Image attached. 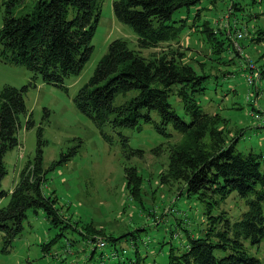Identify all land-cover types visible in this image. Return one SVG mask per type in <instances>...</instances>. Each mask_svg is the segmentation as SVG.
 Instances as JSON below:
<instances>
[{"label": "trees", "instance_id": "16d2710c", "mask_svg": "<svg viewBox=\"0 0 264 264\" xmlns=\"http://www.w3.org/2000/svg\"><path fill=\"white\" fill-rule=\"evenodd\" d=\"M23 1L4 2L0 57L26 65L49 83L61 84L66 77L79 74L94 52L92 39L100 21L102 1L36 0L28 12L16 15L15 7ZM202 1L115 0L116 18L137 34L135 46L127 39H114L93 75L79 89L76 102L102 129L109 125L115 130H139L142 120L154 124L170 142L168 165L159 174L162 183H180L201 200L202 195L209 193V197L225 198L237 192L245 198L248 209L240 219L232 221L224 217L225 230L215 234V239L209 238V231L204 230L189 237V247L184 251L171 249L167 264H264V258L249 254L247 244L256 246L264 239V156L253 147L239 149V135L229 137L221 125L224 119L220 112L204 110L199 96L205 92L212 73L200 71L189 62L186 58L190 47L180 45L186 30L197 31L202 27L206 42L213 48V60L227 64L226 53L245 58L244 41L248 33L241 42L244 53H240L233 48V27L230 31L216 28L212 20L202 19L201 11L205 8ZM232 5L234 15L243 8L236 0ZM238 22L242 24L241 20ZM253 36L255 41H261L264 30ZM146 49L156 52L146 55L143 53ZM31 84L22 87L5 84L0 89V232L7 244H12L23 230L30 209L35 212L43 209L54 226H72L59 217L57 198L44 192L46 170L41 139L37 155L23 166L15 187L10 192L2 188L8 172L5 155L19 145L21 117L29 112L25 96ZM128 93L132 95L116 104L119 94ZM174 96L180 99L179 106ZM251 105L256 109L254 102ZM258 105L264 108L261 100ZM33 124L29 116L27 127ZM174 131L188 135L190 142L173 143ZM105 138L111 141L109 135L105 134ZM124 140L128 146V137L124 136ZM127 178L129 184L142 179L135 167L127 169ZM7 194H10L8 203L1 205ZM93 233L103 235L100 229ZM55 241L57 238L44 243L43 250L48 252ZM95 250L96 246L92 254ZM67 252L69 249L62 255ZM118 254L112 253L114 257Z\"/></svg>", "mask_w": 264, "mask_h": 264}, {"label": "rangeland", "instance_id": "374dc122", "mask_svg": "<svg viewBox=\"0 0 264 264\" xmlns=\"http://www.w3.org/2000/svg\"><path fill=\"white\" fill-rule=\"evenodd\" d=\"M5 1L8 0H0V29ZM101 1V17L92 39L94 52L83 70L66 77L63 83H49L26 65L0 57V89L5 84L22 87L32 82L25 96L29 112L21 117L19 145L5 155L8 172L2 188L10 192L15 187L23 166L37 155L41 139L46 170L44 192L57 198L59 217L72 224L54 226L43 209L37 212L30 209L23 230L12 244H7L0 232V264H167L171 249L184 251L189 247V237L200 235L203 230L215 239V234L225 230L224 217L236 221L248 209L245 198L237 192L225 198L209 197V193L202 195L201 200L180 183H162L159 174L168 165L170 142L154 124L142 120L139 130H115L109 125L102 129L79 108L76 95L93 75L109 44L116 38H124L134 47L137 40L133 28L116 18L115 0ZM236 1L243 8L237 9L233 19L241 20L239 25L248 33L244 41L248 53L245 57L264 63V39L258 42L252 39L258 30H264V0ZM35 2L24 0L15 7V14L28 12ZM232 3L233 0H215L214 9H209L211 0H203L202 19L212 20V15L215 21L224 18ZM213 25L216 27L215 22ZM200 28L186 30L180 45L190 47L186 58L189 62L200 71L212 73L205 92L199 96L201 104L205 111L220 112L224 119L221 125L229 137L239 135V149L253 147L264 156V131L250 113L252 101L247 99L250 85L242 68L245 58L226 53L225 60L229 63L213 60V48ZM155 50L146 49L143 53L148 55ZM260 86L258 99L263 101L264 76ZM131 95L119 94L116 104ZM173 99L179 106L178 96ZM29 116L34 122L31 127H27ZM173 133V143L190 142L188 135ZM124 136L128 137V146L124 145ZM131 167L140 172L142 179L129 184L127 169ZM9 199L7 194L1 205H6ZM95 229L102 230L103 235L94 234ZM53 238L57 241L48 252L44 251L43 244ZM102 240L106 245L98 248ZM247 244L250 255L264 258V239L256 246ZM95 246L97 250L92 255ZM66 249L69 254L62 255ZM113 252L119 254L114 257Z\"/></svg>", "mask_w": 264, "mask_h": 264}, {"label": "built area", "instance_id": "2783aa9c", "mask_svg": "<svg viewBox=\"0 0 264 264\" xmlns=\"http://www.w3.org/2000/svg\"><path fill=\"white\" fill-rule=\"evenodd\" d=\"M231 7L229 11L224 16V20L228 23V20L230 22V14H231ZM229 18V19H228ZM233 27L231 29L232 31V43L236 49L244 53V46L241 44V40L246 37L247 32L243 27H240L239 22L235 19L231 21ZM228 27V30L230 31V27ZM245 75L247 78V81L250 85V89L247 93V99L254 102V105L256 106V109H251L252 116L257 120L258 127H262V131H264V108H261L258 105V96H259V89H260V82L263 78L264 73V63H257L252 57H245ZM256 124V125H257ZM101 242V244H100ZM99 245L101 247L106 245V242L104 240L99 241Z\"/></svg>", "mask_w": 264, "mask_h": 264}, {"label": "crops", "instance_id": "0c3cea01", "mask_svg": "<svg viewBox=\"0 0 264 264\" xmlns=\"http://www.w3.org/2000/svg\"><path fill=\"white\" fill-rule=\"evenodd\" d=\"M232 6V5H231ZM203 7H205V6H203ZM209 9H214V7H213V3L209 6ZM231 14H230V22H229V20H228V23L224 20V18H222V17H220L219 18V20L218 21H215V15L213 16L212 15V20H213V24H214V22L216 23V28H227L228 29V27L227 26H229L230 28H231V25H232V23H231V21L233 20V17H234V8L233 7H231ZM237 15V14H236ZM229 19V18H228ZM217 20V19H216ZM230 33V32H229ZM231 34H232V32H231ZM233 35V34H232ZM241 42H242V40H241ZM252 47L253 48H256L257 47V45L255 46V45H252ZM253 48H249L248 50H251L252 51V49ZM247 53V52H246ZM248 54V53H247ZM230 59H232V58H230ZM242 68L244 69V62H243V64H242ZM263 89V88H262ZM261 104L262 105H264V100L262 101L261 100ZM69 253L67 252V254H65V255H68ZM93 255V254H92ZM110 257H111V253H110V255H109Z\"/></svg>", "mask_w": 264, "mask_h": 264}]
</instances>
